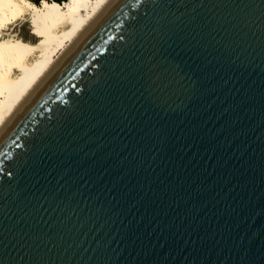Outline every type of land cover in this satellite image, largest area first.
I'll return each instance as SVG.
<instances>
[{
  "label": "water",
  "instance_id": "obj_1",
  "mask_svg": "<svg viewBox=\"0 0 264 264\" xmlns=\"http://www.w3.org/2000/svg\"><path fill=\"white\" fill-rule=\"evenodd\" d=\"M0 264H264V0H118L0 137Z\"/></svg>",
  "mask_w": 264,
  "mask_h": 264
},
{
  "label": "bare ground",
  "instance_id": "obj_2",
  "mask_svg": "<svg viewBox=\"0 0 264 264\" xmlns=\"http://www.w3.org/2000/svg\"><path fill=\"white\" fill-rule=\"evenodd\" d=\"M117 2L0 0V137ZM26 16L35 42L5 33Z\"/></svg>",
  "mask_w": 264,
  "mask_h": 264
},
{
  "label": "rangeland",
  "instance_id": "obj_3",
  "mask_svg": "<svg viewBox=\"0 0 264 264\" xmlns=\"http://www.w3.org/2000/svg\"><path fill=\"white\" fill-rule=\"evenodd\" d=\"M33 1H35L36 3L41 2V0ZM5 33H7L8 35L19 34L18 36L28 39L32 42H35V40L38 39V34L36 32V23L34 22V20L30 21L27 16L11 25L9 29L5 31Z\"/></svg>",
  "mask_w": 264,
  "mask_h": 264
},
{
  "label": "snow or ice",
  "instance_id": "obj_4",
  "mask_svg": "<svg viewBox=\"0 0 264 264\" xmlns=\"http://www.w3.org/2000/svg\"><path fill=\"white\" fill-rule=\"evenodd\" d=\"M161 87H167L166 84H163V82L161 83Z\"/></svg>",
  "mask_w": 264,
  "mask_h": 264
},
{
  "label": "trees",
  "instance_id": "obj_5",
  "mask_svg": "<svg viewBox=\"0 0 264 264\" xmlns=\"http://www.w3.org/2000/svg\"><path fill=\"white\" fill-rule=\"evenodd\" d=\"M58 1H61V0H58Z\"/></svg>",
  "mask_w": 264,
  "mask_h": 264
}]
</instances>
